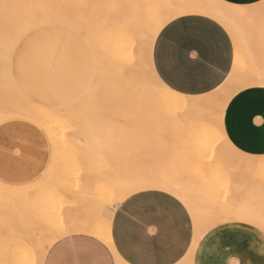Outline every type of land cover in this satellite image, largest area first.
I'll list each match as a JSON object with an SVG mask.
<instances>
[{"label": "rangeland", "instance_id": "rangeland-1", "mask_svg": "<svg viewBox=\"0 0 264 264\" xmlns=\"http://www.w3.org/2000/svg\"><path fill=\"white\" fill-rule=\"evenodd\" d=\"M31 1L30 3H32V7L30 8L33 9L35 3ZM91 1L95 0H90V2ZM106 1L109 2L107 3V5L109 4V6L106 7H112V4H114L116 0ZM166 1L168 4L172 2V0ZM4 2L7 3V7L4 6L6 5ZM26 2L28 1L13 0L12 2V0H0L1 8H8L10 10L12 6L11 10H13V13L17 17L18 21L16 23H12L15 20H13L12 18H15V16L14 14L13 16H11V10L10 12L8 9H6L8 11L7 12L6 10L1 11L0 9V21L2 22L0 23V31H5L0 32V45L8 42H18L17 38L22 34L31 33L34 38H36L37 36H40L42 38V43L45 49H47L48 46H52L57 54L55 55V57L49 56L39 63H34L30 60L27 63V70L23 76L17 75L13 79L7 78L8 80L7 83L4 84L5 86H2L0 88V101L2 100V102L0 103L1 105H3H0V110H3L4 106H11V104L9 105V103H12L14 100H16V103L13 102V106L16 104L18 105L20 101V104L22 103V101L25 102L23 100V96L19 94L18 88L14 86V82H17L23 92L27 94V98L34 102L44 103L48 105L58 104L59 106L72 104L76 99L80 98L86 93V91L89 90V87L92 83V78H94L95 76L93 75L95 64L89 48L76 34L69 31L68 29L59 26L43 27L39 29L36 25L40 24L41 21H43L40 20L42 16H44L42 14L46 15L44 16L46 17V19H50V15H59V11L61 15L59 17L62 20L69 21L66 17V10L71 13L70 9L72 10V12L73 10L76 11L77 9H85L84 6H87L88 4L86 5V2L89 1L39 0V4L37 5H48V7L40 8L35 4V8H39L40 11L39 9L38 11H32L30 9L32 12H29L28 8H26L30 5V3L27 4ZM95 2H99L96 5H100V3L101 5H103L105 0H96ZM240 3L247 5L251 3H259V0H255L250 3L240 1ZM89 5L92 7L96 6L93 3L92 5ZM60 6H62V8ZM24 7L26 8V10H28L27 13H31L28 15L33 16H31V19L34 20H32V22L34 23H30L31 19L27 20V18H29L28 15H26L28 17H25V11H23L25 10ZM63 7H65V10L63 9ZM87 8H89V6L86 7V9ZM56 9H59L58 14ZM60 9L62 11H65V13H63L64 15L66 14L65 16L63 15L64 17H66L65 19L62 18L63 16ZM17 10L23 11L20 13V16L19 14H16ZM50 10H53V12H50ZM3 11L11 14L8 17L11 21L10 24L12 25H8V17H4L8 14L5 12L2 13ZM35 11L37 12L36 14ZM48 11L50 13H48ZM22 13L23 16H21ZM1 14H6L3 16L4 19ZM35 16L39 17L40 19L37 18L36 20L40 21H35ZM5 19H7L6 22L4 21ZM21 19L24 20L22 21L23 23L20 22ZM28 21L29 24L27 25ZM12 26L13 28H11ZM248 37L250 38L251 36L248 35ZM255 39L251 37L250 40L253 41ZM4 72V58L0 46V83L2 81ZM107 72L110 73L111 71L108 70ZM109 73V78L112 79L113 76L110 74H113V72H111L110 74ZM239 77L240 75L238 73H233L232 71H230L227 80L224 82V84H222V86L225 87L221 86V89H219V92L217 94L218 101L215 106V108H218L219 112L216 110L213 111L215 113H213L214 118L212 117L211 120L209 118V120H204L205 123L212 125L211 127L214 128H212L214 130L213 134L215 132V135H210V140L206 141H203V138H196V133L198 130V128H196L198 121L196 120L190 119L186 122H182L183 125L181 124L179 126V124L176 121L173 122L170 117L161 116L160 118L159 115H154L153 113L150 114V112L143 111L142 107L140 106L137 107L135 105H117V103H115V105L113 102H110L108 104L107 101L104 102L105 105L101 103V101H94L95 103H93V105L95 109L93 111H96L93 112L94 115H92L91 118L92 120L93 118L95 120L92 121L90 118L92 122L88 123L89 130L87 132H93V134H97L99 132L100 134H102L101 131L105 133V130L111 127L112 130L109 129L110 133H113L116 138H120L119 140L115 139L117 143L116 146L119 152L116 151L114 155H112L111 153L110 155L109 152L105 153V151H99L98 149H94L89 145L88 147H85L83 145V147L78 144L80 148H77L79 146L71 147V143L68 144V141H73L75 139V136H78L77 138H79L81 142L85 141L84 137H89L88 135H84L81 129H79V125L77 127V124H75V122H71L74 121L75 117L74 119L72 117H69V121L71 120V123L69 124V122L67 121L65 125L63 124L58 127V129H54L56 131L55 132L52 129H48V127L45 126V124L40 120L39 122L38 119L36 120L34 117L32 118V116L29 115H25L22 113L15 114L14 112L4 114L5 116L2 115L3 118L0 116V184L7 186L6 193L9 194H5L8 197L7 200L5 196V200H7V202H5V200L1 201L2 203L0 202V205L2 204V207L0 206V218L2 217L1 220L4 221L5 225H10L5 226V230L3 229L4 227L0 228L4 230H0V264H37V261L38 264H41L44 254L48 250L47 243L52 239V237L59 235L63 231L64 228L61 229L62 227H65V230H69L70 226L81 223L88 225L95 224L99 226L102 218H105L112 212V208H106L102 211L101 214H97V210L99 209L98 205L103 204V206H106V194L101 193V196L95 195L93 196L95 200L91 199V201L87 203L82 199H76L77 193L79 192L80 184L88 181L90 182V187H92L97 185L98 183H107L109 177L113 174H117L119 177H122L123 180H127L126 178L130 176L136 177L148 175L150 177L163 179L164 182L168 183L173 181H180L186 183L189 188L192 189L196 194L198 193L199 196L204 197L205 202L207 199H210L213 201H217L218 203L224 201L225 203H227L230 199V202L242 204L246 197L252 198L251 196H254L255 194V196H259L255 197L256 199H254V202L252 201L253 198L250 199V202H253L255 204V207L258 208L259 206L257 205H259L261 200L264 199V155H249L240 152L229 142L222 127L223 111L229 98H231V96H233L239 90L243 89V87L245 88L253 86L246 85L243 87H238L237 84ZM4 89L8 90V92H6V90L4 91ZM96 103L97 106L95 105ZM100 104H102L101 107ZM69 111H71L69 112V116L75 115V112H73V108H71ZM129 111L132 112L130 113ZM141 111L142 113H140ZM95 116L97 117V119ZM15 119L18 121H16ZM66 125L69 127L67 128ZM194 128L195 130L193 131ZM75 129H79V133L78 131H74ZM119 131L121 132V134H119ZM74 132L77 135H74ZM193 133H195L196 135ZM87 138L86 142H89ZM88 139H90V137ZM211 140H214L215 142H211ZM63 141L66 142L64 143ZM224 143L226 144V147ZM119 144H121V146ZM120 151H122V153ZM53 165H55V167ZM52 168L54 170H52ZM50 171L52 174L50 173ZM47 176L49 177L46 178ZM44 178L45 182L43 181ZM46 179L48 180L46 181ZM38 183V189L40 191L37 190L38 196L37 194L35 195V197H38L36 198L37 200H24L28 202L26 205V202L23 204L20 196L18 197V195H20L19 184L31 186ZM248 185L249 187H247ZM10 188H13V190ZM15 190L18 191V193H15V195L17 194V196H14V193H12ZM7 191L11 192V195L15 197V199L13 197L12 199L10 193H8ZM250 191L252 195L248 193ZM242 194L244 195V197L246 194H249L250 196L246 195V197L243 198ZM99 198L101 199V203L99 202ZM16 199L18 201H16ZM75 199L77 202H74ZM246 201L249 202L247 198L244 202L246 203ZM69 205H76V208L79 207L82 213L77 217H72V219L71 217H69ZM16 208L20 209L16 210ZM21 209L22 211H20ZM5 210L6 212H4ZM23 210L25 211L23 212ZM9 211H11V213H9ZM5 213H8V215H6ZM26 214L28 216H32H29L31 217L29 219L30 221L28 220V216ZM9 215L12 217H10ZM17 217H19L20 219ZM75 218L78 219L79 222L75 220ZM246 218L245 216L244 219L241 218L242 222L243 220L244 222L247 221ZM69 219L72 221L71 223L69 222ZM11 220H14L13 222L15 223V225ZM232 220L240 221V219L236 218L235 216H231L230 221ZM21 222L22 224H20ZM42 222L44 224H42ZM4 223L2 222V224ZM23 223L26 224V226L29 225L30 227H25ZM37 223L39 225H35ZM2 224H0V226ZM11 225H14L15 227ZM48 225L50 227H47ZM9 227L11 228L9 229ZM22 227H25L26 230L28 228H33V230H27L28 233L26 234L28 235L33 234L34 236V233L39 232H41L42 234L40 238H33V236L31 237V239L33 238V244L35 243L34 245L32 244V249L31 246L27 244V240L25 241L26 243L22 245H16V243H13V241L17 240L14 235L17 234V232L22 231ZM51 228L53 230H56L57 228V232L53 231ZM8 229L11 230L10 232L12 233L9 234ZM58 230L62 231H60L59 233ZM5 231L7 232V234H4ZM29 232H31V234ZM73 233L75 232H72L71 234ZM11 234L14 235L12 236ZM24 234L25 233H23L22 235ZM8 235H11L12 237H9ZM66 235H62V237ZM27 239L31 240L30 238ZM46 239L47 242H45ZM26 244L28 245V247H26ZM25 249L27 250V252H24ZM28 251L32 252V254L35 253L33 256H30L32 257V260L35 259V263H32V260L29 259L30 257L28 256Z\"/></svg>", "mask_w": 264, "mask_h": 264}, {"label": "bare ground", "instance_id": "bare-ground-1", "mask_svg": "<svg viewBox=\"0 0 264 264\" xmlns=\"http://www.w3.org/2000/svg\"><path fill=\"white\" fill-rule=\"evenodd\" d=\"M27 1L28 2H26V3L29 4L31 0L30 1L27 0ZM32 1L36 5L39 4V0H32ZM88 1L89 2H86V5L87 4L88 5L84 6L85 9L84 8H82L81 10L77 9L76 11L73 10V12L70 9V12L74 13V14H71V13H69V11L66 10V12H67L66 14L69 16V18L66 14L65 15L67 17V20H69V21L62 20L59 17V16H61L59 9L58 10L56 9L57 14L59 11V15H53L54 18L52 15H50V17H49L50 19H46V17H44L46 15L42 14V13L41 14L44 15V16H42L43 19L42 18L40 19L39 17H36V16L34 18H35V21H37V22L40 20H43V21H41L40 24L36 25L37 27H41V26H45V25L63 26L65 28H68V29L74 31L76 34H78L87 43L88 47L91 50V53L93 56V61L95 64V70H94V74H93L95 76H94V78H92V83L89 87V90L86 91V93L84 95H82L80 98L76 99L74 101V103L67 104V105H64L61 107H46V106H42V105L33 103L32 101L28 100L26 97H24L19 92V94H21L23 96V100L25 102L22 101V103L20 104L21 101L19 100L20 101L19 104L18 105L16 104L13 106V102L16 103V100H14L12 103H9V105L11 104V106H9V107L4 106V109L0 110V116L1 117H2V115L7 114V113H14V112H15V114H18V113L21 114L22 113L25 115L32 116V118L34 117L36 120L38 119V121L40 120L42 123L45 124V126L48 127V129H52L53 131H55L54 129H58V127H60L61 125H63V124L65 125L67 121L69 122V124L71 122H75V124H77V127L79 125V129H81V131L84 133V135L85 136L88 135L90 137V139H88L89 137L87 138V136L84 137V135H83L85 141L81 142L80 139L77 138L78 136L77 137L75 136V139L73 141H71V142L68 141V144L71 143L70 144L71 147H76L79 145L80 146L84 145L85 147L86 146L88 147V145H89L90 147H93L94 149L96 148L99 151H102V152L105 151V153L109 152V154L111 153L112 155H114L115 152L118 151L117 146H116L117 143L115 141V139L117 140L118 138H116V136L113 133L112 134L110 133V130H109V129H111L110 126H109L110 127L109 129L106 128L109 131L105 130V133H103V131H101L102 134H100L99 132H98L99 134L98 133L93 134V132L92 133L87 132L89 130L88 123L95 120L94 118H93V120L91 118L92 115H94L93 112L96 111V110L93 111L95 109L93 103H95L94 101L98 100L97 102L101 101V103H103L104 105H105L104 102L107 101L108 104L110 102H113L114 104L117 103V105H125V106L126 105H135L137 107L140 106V107H142L143 111L150 112V114L153 113L154 115H159L160 118H161V116L162 117H164V116L170 117L173 120V122L176 121L179 124V126L182 124V122H186L190 119L196 120V121H198L197 122L198 124L196 126V128H198L197 133H196L197 135L195 133H193V134L196 135V138L197 137L203 138L204 139V140L202 139L203 141L210 140L209 139L210 135H215V132L213 134L214 128L211 127L212 125L205 123L204 120H209V119L211 120L212 117L214 118V114H215L213 111H215V110L218 111V108H215L216 103L218 101L217 100V94L219 92V89H221L222 84H224V82L227 80V78L220 85V87L216 88L212 92H209V93L204 94V95L190 96V95L178 93L174 90L171 93H168V92L158 93L156 91V89L153 87V85L151 84V82L147 76L148 71H149V67H151L152 72H155L153 65H152V48H153V44H154V41H155V38H156L158 32L170 20H172L176 17H180V16L188 15V14H198V15H203V16L209 17V18L214 17L215 19H213V20L217 21L228 32V34L230 35L232 42H233V52H234V58H233V64H232L231 71L233 73H238L240 75L239 78H241V77L244 78L243 80L238 79V82L240 84H242L241 87L246 86V85L264 87V79H262V76H264V49H262L261 44H260V40H259V24H260V6H259V3H253V4L251 3V4H247V5H237V4L232 3L231 6H233V7L243 8V9H253L254 10L252 15L249 17V19L247 21L239 22L236 19H234L231 15L224 14V12L220 8L214 6V5H217L219 3H222L223 0H172V2L169 4L167 3L166 0H116L114 2V4H112V7H106V6H109V4L107 5V3H109V2L106 0L103 3V5H101V3H100V5H96L99 3V2H95L96 0L91 1L94 5H96L95 7L90 6L89 4L92 5V3L90 2V0H88ZM12 2H13V0H12ZM74 3H76V2H74ZM5 4L7 5V3H5ZM35 4L33 6L34 7L33 9L30 8V7H32V3H30L29 7H26V8H28L29 12L31 10L32 11L33 10L38 11L39 8H35L36 7ZM104 4H105V6H104ZM110 4H111V2H110ZM88 6H89V8L86 9V7H88ZM60 7L62 8V6H60ZM11 8H12V6H11ZM11 8H10V10H11ZM26 8L24 7L25 10H23L22 8L21 9L23 11H25L24 12L25 17L29 16V18H27V20H30L33 16L31 15L32 16L31 17L30 15H28L31 13H27L28 10H26ZM0 9L2 11V10H6L8 8L3 9L0 7ZM63 9L65 10V7H63ZM75 9H76V7H75ZM53 10H55V9H53ZM53 10H50V12L51 11L53 12ZM64 10L63 11L61 10L62 16L64 15L63 13H65ZM6 11H3L2 13H4V12L7 13L8 11L7 12ZM11 11H12V13H11L12 15L7 13L8 15L4 16L6 14H4V15L1 14L2 17L4 16L5 18H7L10 15L13 16V14H14L13 10H11ZM23 11L17 10L16 14L17 15L19 14V16H20V13ZM39 11H40V9H39ZM50 12L48 11V13H50ZM36 13L37 12L35 11V14ZM51 14H53V13H51ZM26 15H28V16H26ZM14 16H15V14H14ZM21 16H23V13ZM37 16H39V15H37ZM47 16H49V15H47ZM51 16H52V19H51ZM64 16L62 18L65 19L66 17H64ZM4 17H3V19H4ZM37 18H39L40 20H36ZM7 19L9 21L8 22V25H9L11 21H10L9 17ZM7 19H5L4 21L6 22ZM12 19L13 20L15 19L14 22H12V23L18 22L16 16H15V18L13 17ZM23 19H25V18H23ZM23 19H21V21H20L21 23H23L22 22V21H24ZM32 20L33 19H31L30 23L32 22ZM162 21H163V23H161ZM0 23H2V22L0 21ZM32 23H34V22H32ZM28 24H29V21H28L27 25ZM6 25H7V23H6ZM10 25H12V24H10ZM13 25H15V24H13ZM8 27H10V26H8ZM11 28H13V26ZM2 29H3V24H2ZM250 30H254L256 33V39L253 40L255 42L250 40L252 37L250 35ZM3 31L1 30L0 32H3ZM248 35H250L251 37L249 38ZM8 44H10V42L0 45L2 52L5 51V48ZM258 45H260V46H258ZM104 62H105V65H104ZM108 70L113 72V74H110L111 72L110 73L107 72ZM108 73L113 76V77L111 76L112 79L109 78ZM7 78H8V76H6V74L4 72L2 81L0 83V88L2 86H5L4 84L7 83V80H8ZM244 80H246L247 82L245 83ZM222 87H225V86H222ZM6 89H7V87H6ZM6 89H4V91ZM6 92H8V90H6ZM0 102H2V100ZM0 105H1V103H0ZM7 105H8V103H7ZM95 105L97 106V103ZM101 105L102 104H100V107H101ZM1 106H3V105H1ZM100 107H98V108H100ZM71 108H73V112H75L74 116H71V115L69 116V114H70L69 112L72 111V110L69 111ZM140 113H142V111ZM69 117H72L73 119L75 117L74 121L70 120L71 121L70 122ZM101 117H102V115H101ZM168 117H167V119H168ZM90 118L92 121L90 120ZM98 118H99V115H98ZM96 119H97V117H96ZM106 120H107V118H106ZM16 121H18V120H16ZM131 121H132V119H131ZM76 122H78V123H76ZM127 123H129V122H127ZM123 124H126V123H123ZM32 126H34V125H32ZM66 127L68 128L69 126L66 125ZM79 129L78 130L75 129L74 131H78V133H79V131H80ZM179 130H181V129H179ZM194 130H195V128L193 129V131ZM218 133H219V131H218ZM218 133H216V134H218ZM73 134L77 135V134H75V132ZM119 134H121V132ZM117 137H118V134H117ZM120 137H121V135H120ZM72 138H73V136H72ZM86 138L89 142H86ZM130 140H131V138H130ZM212 141H214V140H211V142ZM130 142H132V141H130ZM141 142H142V140H141ZM121 143H123V142H121ZM198 143H200V142H198ZM124 144H125V142H124ZM207 144H208V142H207ZM119 145L121 146V144H119ZM80 146L77 148H80ZM120 146H118V147H120ZM150 146H152V145H150ZM63 147H64V145H63ZM225 147H226V144H225ZM81 149H82V147H81ZM120 152L122 153V151H120ZM53 166L55 167V165H53ZM52 170H54V169L52 168ZM50 173H51V171H50ZM48 177L49 176H47L46 178H48ZM126 179L127 180H123L122 177H119L117 174H113L109 177V180L107 183H98L97 185L92 186V187H90V182H88V181L80 184L79 192L77 193L76 199L79 198L80 200L82 199L84 202L89 203L91 201V199L92 200L94 199L93 196H95V195L101 196V193L106 194V196H107V198L105 200L106 206H103V204L98 205L99 209L97 210V214H99V213L101 214L102 211L105 210L106 208H112L111 214H108L105 218H102L99 226H97L95 224L88 225V224H84V223L82 224L81 223V224H75V225L70 226L69 230H65V227H62L61 229L64 228L63 231L58 230L59 233H60V231H62L59 235L52 237V239L50 237V239H51L50 241L48 238L49 242L47 243L48 244L47 247L49 248L57 239L62 237V235L71 234L72 232L87 233V234H91V235L97 237L98 239L103 241L107 246H109L112 249L117 264H126L116 255V253L113 250L112 245H111L109 229H110L111 217H112V214L114 211L113 209H115L117 204H119L121 201H123L129 195H131L137 191L147 189V188H156V189L164 190V191L169 192L172 195L176 196L178 199H180L185 204V206L189 210V213L191 215L192 222H193V237H192L191 243L189 245V248L187 249V252L185 253V255L182 257V259L177 264H192L193 253H194L195 247H196L199 239L202 237V235L207 230L218 225L219 223L223 222L224 220H230L231 216H235L236 218H239L240 221H242L241 218L244 219V216L246 218V214H247L246 219H248V212L246 211V209L256 208L255 204L253 202H254V199H256L255 197L259 196V195L255 196V194H254V196H251L253 198V200H252L253 202H250L251 201L250 199H252V198L246 197V195L250 196L249 195V194H251V191H250V192H248L249 194L245 195V197L247 198V200L249 202L246 201V203H245L244 201L246 200V198L242 194L243 198H245V200L242 199V200H244L242 204L230 202V199L228 200L229 202H227V203H225V201L218 203L217 201H213L210 199H207L205 202L204 197L199 196V194L198 193L196 194L192 189H190L186 183H183L180 181L179 182L173 181V182L168 183V182H164L163 179L150 177L148 175L136 176V177L130 176V177H127ZM47 180L48 179H46V181ZM43 181L45 182V178ZM126 181H128V182H126ZM61 186H63V185H61ZM244 186H246V185H244ZM19 187H20V195H18V197L20 196L21 201H23L22 202L23 204L26 202L24 200H28V199L37 200L36 198H38V197H35V195L38 192L37 190H39L38 189L39 183L31 185V186L19 184ZM247 187H249V185ZM6 188H7V186L0 184V202L4 201L6 198L8 200V197L5 195V194H7ZM10 189L13 190V188H10ZM8 193H10V196L12 198L13 196L11 194L14 193L13 195L17 196V194L15 195V193H18V191L15 190L12 193L11 192H8ZM7 195H9V194H7ZM5 196H6V198H5ZM37 196H38V194H37ZM13 198L15 199V197H13ZM69 198H70V195H69ZM76 199L74 200V202H77ZM7 200H5V202H7ZM9 201H10V199H9ZM16 201H18V200L16 199ZM49 201H50V198H49ZM100 201H101V199L99 198V202ZM27 202L25 203V205L27 204ZM69 202H70V200H69ZM255 202H256V200H255ZM15 203H17V202H15ZM18 203H20V202H18ZM257 206H259V205H257ZM76 207H77L76 205H73V206L69 205V217L74 218V217H77L79 214L82 213L81 209H79V207L78 208H76ZM17 209H20V208H16V210ZM22 209L20 211H22ZM11 211H9V213H11ZM24 211L25 210H23V212ZM4 212H6V210ZM5 214L8 215V213H5ZM29 216H31V215H29ZM29 216H28V220L32 217V216L31 217H29ZM10 217H12V216H10ZM1 218H0V222L2 221L4 223V221L1 220ZM17 218H19V217H17ZM33 219H35V218H33ZM66 219H67V217H66ZM70 219H69V222L71 223L72 219L71 220ZM75 220H77L79 222L78 219L75 218ZM75 220H73V221H75ZM2 222L0 224H2ZM34 222H35V220H34ZM82 222H84V221H82ZM243 222H244V220H243ZM245 222H247V221H245ZM85 223H87V222H85ZM13 224L15 225L14 222H13ZM20 224H22V222ZM42 224H44V223L42 222ZM8 225L9 224L5 225V223H4L0 226V228L4 227L3 229L5 230V226H8ZM14 225H11V226H14ZM23 225L25 227H30L29 225L26 226V224H24V223H23ZM23 225H21V226H23ZM35 225H39V224L37 223ZM32 226H34V225H32ZM25 227L24 228L22 227V229H21L22 231L19 230L20 232H17V234H15L16 236L14 234H11L12 236L14 235V237H16V239H17L15 241H13V243H16V245L17 244L22 245V244L28 242L27 244L30 245L31 249H32V244H33L32 239L34 237L40 238V236L42 234H41V232H39L40 234L34 233V236H33V234L28 235L26 233H28V231H30V230H33V228H30V229L28 228L27 229L28 231H27L25 229ZM44 227H46V226H44ZM47 227H50V226L48 225ZM10 228L11 227H9V229ZM57 228H56V230H53L52 228L51 229L53 231L57 232ZM9 229H8V232L10 234L12 232H10L11 230H9ZM47 229H49V228H47ZM0 230H2V229H0ZM4 230H2V231H4ZM5 233L7 234L6 231L4 232V234ZM23 233H25V234L22 235ZM29 233L31 234V232H29ZM32 233H33V231H32ZM46 234H49V233H46ZM2 235H3V232H2ZM26 235H28L29 237ZM8 236H6V237H8ZM32 236H33V238L31 239ZM48 236H46V237H48ZM50 236H52V235H50ZM27 238H30L31 240H29ZM3 241H5V240H3ZM29 242L30 243L32 242V243L30 244ZM45 242H47V239ZM28 245L26 247H28ZM39 247H41V246H39ZM26 249L24 250V252L25 251L27 252ZM28 252H29V255H28L29 257L33 256L35 254V253L32 254V252H30V251H28ZM31 258L32 257H30L29 259H31ZM34 260L35 259L32 260V263H35Z\"/></svg>", "mask_w": 264, "mask_h": 264}, {"label": "crops", "instance_id": "crops-1", "mask_svg": "<svg viewBox=\"0 0 264 264\" xmlns=\"http://www.w3.org/2000/svg\"><path fill=\"white\" fill-rule=\"evenodd\" d=\"M240 1L255 0H234L233 3L245 5ZM171 22L176 23L175 29L161 38V32ZM56 26L59 25L38 28ZM89 51L91 53L90 48ZM161 56L182 62L191 70L195 84L174 91L190 96L204 95L220 87L229 75L234 58L233 42L217 21L188 14L170 20L158 32L152 48L155 72L159 71L156 64ZM14 84L27 98L18 83ZM222 127L237 150L249 155H264V87H245L231 96L223 111ZM138 195L141 198L134 200ZM109 235L113 250L126 264H177L191 243L193 222L189 210L176 196L147 188L117 204ZM262 241L264 234L257 227L242 221L224 220L199 239L192 264H264ZM61 261L63 264L71 261L117 264L112 249L87 233H73L56 240L44 254L41 264H60Z\"/></svg>", "mask_w": 264, "mask_h": 264}, {"label": "snow or ice", "instance_id": "snow-or-ice-1", "mask_svg": "<svg viewBox=\"0 0 264 264\" xmlns=\"http://www.w3.org/2000/svg\"><path fill=\"white\" fill-rule=\"evenodd\" d=\"M234 0H223L222 3L214 5L220 8L224 14L231 15L239 22H245L253 13V9H243L231 6ZM5 7L7 5H4ZM260 6V24H259V40L262 49H264V0H259ZM38 7H48V5H38ZM211 19H215L211 17ZM163 23V21L161 22ZM176 23H168L161 32V38L175 29ZM253 39L256 38L254 30H250ZM18 42L8 44L3 52L4 70L9 79L15 78L17 75L23 76L27 70L28 61L39 63L47 57H55L57 54L52 46L47 49L43 46L42 38L33 37L31 33L22 34L17 38ZM158 72H152L151 67L148 71V79L158 93H171L174 89L183 90L186 86L194 85L195 81L191 78V70L182 62L169 59L167 56H161L156 64ZM243 80L244 78H239ZM264 79V76H262ZM246 83L247 81L244 80ZM237 86H242L238 82ZM149 195V194H143ZM141 196L133 197L134 200L140 199ZM130 203L132 201H129ZM248 212L247 223L255 225L262 234H264V199L261 200L258 208L246 209ZM264 243V241H262ZM38 264V262H37ZM60 264H63L61 261ZM69 264H82L80 261H71Z\"/></svg>", "mask_w": 264, "mask_h": 264}]
</instances>
